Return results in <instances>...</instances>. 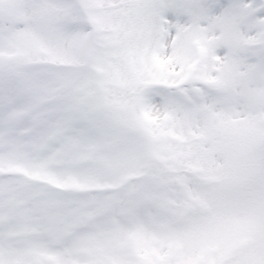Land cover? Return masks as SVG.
<instances>
[{"label":"snow or ice","instance_id":"6c2138e0","mask_svg":"<svg viewBox=\"0 0 264 264\" xmlns=\"http://www.w3.org/2000/svg\"><path fill=\"white\" fill-rule=\"evenodd\" d=\"M0 264H264V0H0Z\"/></svg>","mask_w":264,"mask_h":264}]
</instances>
